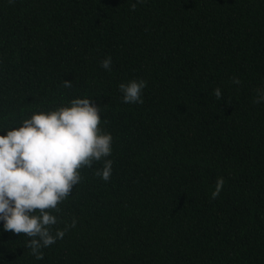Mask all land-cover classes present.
Listing matches in <instances>:
<instances>
[{"label":"trees","instance_id":"16d2710c","mask_svg":"<svg viewBox=\"0 0 264 264\" xmlns=\"http://www.w3.org/2000/svg\"><path fill=\"white\" fill-rule=\"evenodd\" d=\"M132 3L0 0V135L88 98L113 137L52 213L76 226L37 260L0 222V264H264V0Z\"/></svg>","mask_w":264,"mask_h":264},{"label":"clouds","instance_id":"9594fccd","mask_svg":"<svg viewBox=\"0 0 264 264\" xmlns=\"http://www.w3.org/2000/svg\"><path fill=\"white\" fill-rule=\"evenodd\" d=\"M142 2L136 0L130 10ZM111 64V57L101 61L105 70L110 71ZM232 82L241 83L237 77ZM63 86L71 88L72 82L65 80ZM146 86L141 79L118 87L124 103L142 104ZM213 94L217 100L222 99L219 87ZM253 102H264V88L257 89ZM100 112L91 99L76 98L67 106L33 113L21 126L0 135V222L4 231L30 238L26 246L37 260L44 258L42 248L63 239L76 226L73 219L53 234L60 221L52 213L61 211L59 205L81 182V169L91 168L103 159V168L95 175L105 182L110 180L113 162L105 158L112 154L113 137L101 129ZM224 183L223 178L217 179L213 199L219 196Z\"/></svg>","mask_w":264,"mask_h":264}]
</instances>
